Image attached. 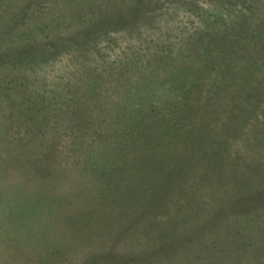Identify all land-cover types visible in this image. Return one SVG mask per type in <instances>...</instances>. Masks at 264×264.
I'll list each match as a JSON object with an SVG mask.
<instances>
[{
    "label": "rangeland",
    "instance_id": "rangeland-1",
    "mask_svg": "<svg viewBox=\"0 0 264 264\" xmlns=\"http://www.w3.org/2000/svg\"><path fill=\"white\" fill-rule=\"evenodd\" d=\"M132 1L124 0L127 6L108 14L105 21H94L93 33L82 41L85 36L77 30L79 22L72 27L61 22L62 16L72 17L62 3L48 2L38 12L40 20L30 15L36 10L25 7L22 12L29 16L24 14L26 20L21 22L20 12L16 19L12 15L23 0H0L1 29L7 27V19H12L9 24L13 19L16 22L9 41L37 40L29 58L17 56L19 51L11 42V63L0 68V264H78L86 250V244L77 242L81 234L92 240L111 238L119 225H132L146 216L145 207L141 210L138 203L110 210V202L101 198L97 190L102 178L95 173L109 170L113 163L101 154L102 144L96 145L92 138L109 125L108 112L122 104L129 113L155 103L158 112L168 114L165 105L157 104L165 98V84L160 83L168 73L163 67H183L178 53L187 48L186 40L202 26L203 19L219 10L221 0H158L144 5L138 15L130 11ZM97 2L108 0H93L92 4ZM209 79L206 75L201 81ZM93 83L98 86L97 102L92 98ZM77 107L79 113L72 116L70 111ZM86 111L91 114L85 124L74 121ZM238 118L242 121L243 116ZM260 121L264 118L237 123L222 143L218 141L223 134L213 143L218 133L215 123L205 141L197 144L195 140L170 177L162 179L163 200L155 203L158 210L148 216L152 226L162 230L175 226L183 234L192 233L193 244L202 247L196 249L197 256L212 252L214 264H227L228 250L235 245L247 249L241 257L244 264H264V206L249 208L251 201L242 200L239 209L230 208L237 190L244 187L231 176V164L240 159L264 167V140L258 139L264 125L259 124L260 129L256 125ZM213 149H220L216 161L225 163L215 173L222 182L214 184L220 190L217 202L201 178L204 159L205 163L211 160ZM252 167L245 172L253 171ZM169 184L187 194L188 208L179 204L187 203L183 194L177 191L176 196H169ZM258 185L257 179L246 183L247 190ZM161 258L155 264H201L194 259V248L169 251ZM205 264L210 262L205 260Z\"/></svg>",
    "mask_w": 264,
    "mask_h": 264
},
{
    "label": "trees",
    "instance_id": "trees-1",
    "mask_svg": "<svg viewBox=\"0 0 264 264\" xmlns=\"http://www.w3.org/2000/svg\"><path fill=\"white\" fill-rule=\"evenodd\" d=\"M48 2L56 3L55 6L62 3L66 7H63L64 10L72 11V17L62 16L61 22L67 26L72 24L71 27L73 23L79 22L77 30L85 36L82 41H88L90 32L93 33L94 21H105L108 14L121 10L128 4L124 0H108L106 3L95 4H92L93 0H69V6L57 0H23L22 7L12 16L16 19L20 12L19 19L25 22V15L29 16V13L22 10L27 7L26 10L29 9L30 12L36 10V14L30 15H36L40 20L38 12L43 6L45 8ZM149 2L156 3L158 0H133L128 6L131 12L138 15ZM220 3L219 10L203 19L202 26L186 40L187 48L178 53L179 59L183 60V67L177 68L178 70L171 69L169 64L163 67L169 76L160 83L165 84V98L157 104L165 105L169 110L168 114L158 112L155 103L149 104L141 111L132 109L129 114L122 104L116 111L108 112L105 118L108 119L109 125L104 126L92 138L96 145L102 144L101 154H105V157L108 155L113 163L108 167L109 170L95 173L96 178H102V186L97 190L101 193V198L110 202V210L114 207L131 208L138 203L141 210L145 207L144 211L147 213L132 225H119L111 238L100 237L92 240L81 234L77 242L86 244V250L80 255L78 264H155L162 261L163 253H174L179 248L183 251L194 248V259L201 264H205V260L214 264L211 259L214 256L212 252L206 257L205 253L197 256L196 249L200 250L202 247L193 244L195 235L183 234L182 229L177 231L175 226L165 227V230L155 229L148 216L151 211L158 210L155 203L163 200V194L159 191L162 179L170 177L176 168V162L183 156L184 151L189 152L193 148L195 140L198 141L197 144L205 141L204 136L207 132L210 133L212 124H218V133L215 134L213 143L218 139L217 136L223 134L218 141L222 143L228 137L224 135L229 131L234 132L237 123L247 124L253 117L258 121L264 118V3L253 0H221ZM14 19L10 24L12 19H7L9 22L5 30L0 27V68H3L5 63H11L13 44L14 49L19 51L17 56L25 54L27 58L37 44L36 39L30 42L18 40L17 43L9 41V35L16 23ZM38 19L34 21L37 22ZM37 25L34 23V26ZM24 35L25 31L20 38ZM206 75L210 76L209 81L202 82V77ZM97 87L93 83L92 98L95 102ZM78 103L81 102L77 100ZM78 107L70 111L72 116L79 113ZM90 114L86 111L81 118L79 114L74 121L85 124ZM239 115L243 116L242 121L239 120ZM259 124L263 126L264 121L256 123L258 129L261 127ZM258 139L264 140V130L260 131ZM219 150L213 149L211 160L205 163V158L202 164L201 178L206 180L205 183L210 188L209 195L214 202L219 199L216 195L220 192L214 184L222 183L220 179H216V174L225 164L216 161L215 155L219 154ZM96 151L95 156H98V150ZM250 166H253V171L245 172ZM231 171V176L241 180L244 187L237 190L234 195L236 199L230 208L239 209V202L242 200L251 201L249 208L264 206V167L239 159L238 163L231 164ZM254 179H257L260 185L247 190L246 183ZM177 191L184 195L183 190L179 191L169 184V196ZM185 197L184 201L187 203L179 204L188 208L191 203L187 194ZM180 211L181 209L178 210ZM219 225L220 223L214 225V229ZM256 249L262 251L261 247ZM246 250L238 245L231 247L228 250L230 259L227 264H244L241 257ZM219 253L225 256L228 254L226 251ZM255 253L258 258L256 250ZM231 261L234 262L230 263ZM256 263L257 261H254L252 264Z\"/></svg>",
    "mask_w": 264,
    "mask_h": 264
}]
</instances>
